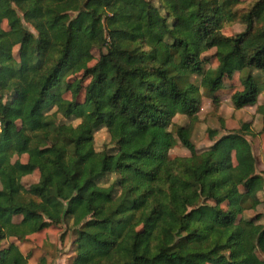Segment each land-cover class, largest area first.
<instances>
[{"label": "trees", "instance_id": "1", "mask_svg": "<svg viewBox=\"0 0 264 264\" xmlns=\"http://www.w3.org/2000/svg\"><path fill=\"white\" fill-rule=\"evenodd\" d=\"M154 1L0 0V264H27L11 240L65 222L71 264H264L250 142L231 131L198 152L188 138L200 89L216 111L236 73L234 110L264 93V0ZM178 143L188 157H169Z\"/></svg>", "mask_w": 264, "mask_h": 264}, {"label": "rangeland", "instance_id": "2", "mask_svg": "<svg viewBox=\"0 0 264 264\" xmlns=\"http://www.w3.org/2000/svg\"><path fill=\"white\" fill-rule=\"evenodd\" d=\"M151 2L155 4L154 0H151ZM249 2L250 0H242L243 4ZM3 27L5 28V23ZM243 30V24L235 23L225 27L223 33L227 36H235ZM213 53L214 51H210L202 57L205 70L214 69L216 67L217 62L212 56ZM98 56L99 52L94 50V60L89 66H92L96 62ZM191 81L199 85L200 78L194 76ZM240 89L241 83L239 74L236 73L234 77L228 81L225 79L223 87L219 92L220 106L217 111L214 110L210 105V101L205 97L204 90L200 89L203 93V103L198 113V122L191 127L192 129L188 134V138L191 140L196 150L202 152L210 147L221 135L231 131H239V133L243 134L250 142L257 160V173L262 174L264 177V135L260 133L261 118L264 112V93L259 96L254 106L236 111L232 107L230 95ZM64 121L72 125L78 123L73 120ZM173 123L175 126L189 125L188 119L182 115H176L173 118ZM54 132L55 130L53 128L51 138L54 137ZM209 132L213 135L209 134ZM249 132L254 133V135L251 136ZM108 144L109 138L105 129L95 133L94 146L97 151L108 148ZM168 155L170 158L188 157L189 152L178 143L175 147L170 149ZM10 156L11 161H13L15 155L12 153ZM37 180L38 174L35 172L23 178L21 182L25 188H28ZM258 211H261V207L245 213V217H253ZM260 223L264 224V219H262ZM74 235L70 222H65L58 227H50L39 234L32 235L22 243H18L15 240H11V242L16 244L24 255L28 256L27 264H71L75 252V247L72 243ZM3 246L5 247L6 243H3ZM255 255L259 259H263L259 253L256 252Z\"/></svg>", "mask_w": 264, "mask_h": 264}]
</instances>
